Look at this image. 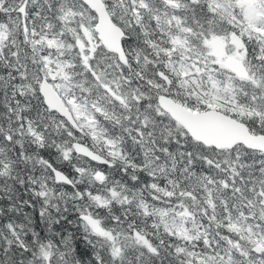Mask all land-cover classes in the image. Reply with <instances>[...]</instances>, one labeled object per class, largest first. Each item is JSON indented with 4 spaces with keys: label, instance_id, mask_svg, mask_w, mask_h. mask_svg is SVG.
Listing matches in <instances>:
<instances>
[{
    "label": "snow or ice",
    "instance_id": "1",
    "mask_svg": "<svg viewBox=\"0 0 264 264\" xmlns=\"http://www.w3.org/2000/svg\"><path fill=\"white\" fill-rule=\"evenodd\" d=\"M0 264H264V0H0Z\"/></svg>",
    "mask_w": 264,
    "mask_h": 264
}]
</instances>
